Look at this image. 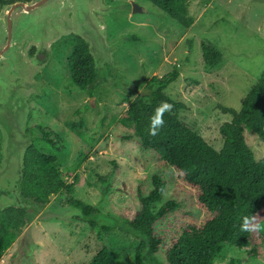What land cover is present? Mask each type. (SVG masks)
I'll return each mask as SVG.
<instances>
[{"label": "rangeland", "instance_id": "rangeland-1", "mask_svg": "<svg viewBox=\"0 0 264 264\" xmlns=\"http://www.w3.org/2000/svg\"><path fill=\"white\" fill-rule=\"evenodd\" d=\"M5 1L0 0V10ZM130 1L105 0L117 8L100 16L110 44L129 36L138 38L124 41L114 54V62L124 74L122 82L112 86L104 78L106 82L98 83L94 95L77 91L68 65L72 47L53 45L51 59L36 75L43 94L29 97L26 126L34 136L33 143L58 157L64 180L74 182L71 196L96 206L101 224L113 228L98 237L88 223L75 218L77 209L62 206V195H54L46 206L35 205L38 212L34 211L29 224L0 257V264H88L104 246L120 264H135L141 239L124 230L122 222L138 211L137 189L151 190L154 175L166 181L162 199L154 208L169 200L180 204L157 225L168 246L186 226H200L210 217L181 173L156 152L145 150L133 130L123 127L118 119L133 100L147 92L146 82L177 67L180 75L166 94L187 105L178 111L179 119L220 150L224 143L220 127L232 118L220 107L239 110L264 70V0H192L195 22L190 28L148 0H135L142 12H133ZM203 41L223 53L218 66L205 67ZM78 109L84 110L85 125L74 131L68 122L79 118ZM39 127L58 132L59 151L42 139L34 141L40 135ZM245 138L255 158L263 159L264 140L250 130L245 131ZM166 251L163 248L157 254L161 264H168ZM232 262L264 264V258L226 246L216 263Z\"/></svg>", "mask_w": 264, "mask_h": 264}, {"label": "trees", "instance_id": "trees-1", "mask_svg": "<svg viewBox=\"0 0 264 264\" xmlns=\"http://www.w3.org/2000/svg\"><path fill=\"white\" fill-rule=\"evenodd\" d=\"M148 1L182 26H193L195 17L190 10L192 0ZM124 41H138V38L129 36ZM62 43L72 47L68 58L72 85L77 91L94 95L98 83L106 81L95 69L89 45L75 34L63 37L54 46ZM201 47L206 68L216 67L223 61V53L211 43L203 41ZM34 51L35 48H32L31 53ZM179 75L180 70L175 67L162 77L153 76L146 82L147 92L133 100L118 121L123 127L133 130L145 150L156 152L181 173L183 182L195 189L198 203L210 217L200 226H186L180 237L168 246L165 235L157 229V225L178 209L180 204L169 200L158 209L154 208L161 201L166 188V181L154 175L151 190L145 191L141 187L137 189L138 211L122 222L124 230L141 239L135 251V264H161L157 254L163 248L167 250L168 264H217L216 260L226 246L254 258H264V158H255L245 138V131L250 130L264 140V70L257 84L245 96L239 110L220 107L223 113L232 116L230 121L220 127L224 140L220 150L213 148L179 119L178 111L186 109L187 105L173 100L165 92ZM162 102L170 103L172 107L164 112V124L153 136L148 131L150 120ZM76 112L79 118L68 122L74 131L85 125L84 110L78 109ZM39 134L34 141L42 139L53 150H60L61 136L55 129L39 127ZM1 141L0 132V161ZM57 162L55 154L44 152L36 143L28 148L23 170L22 199L44 207L52 196L62 195L61 205L77 209L79 213L75 218L88 223L98 237H101L102 231H110L113 225L101 224V212L96 206L87 205L81 199L71 196L74 182L67 183L64 180ZM100 179L104 181V178ZM32 214L33 210L15 205L0 211V257L29 224ZM244 217H250V223L259 227L251 231L242 230ZM88 264L120 262L104 246Z\"/></svg>", "mask_w": 264, "mask_h": 264}, {"label": "water", "instance_id": "water-1", "mask_svg": "<svg viewBox=\"0 0 264 264\" xmlns=\"http://www.w3.org/2000/svg\"><path fill=\"white\" fill-rule=\"evenodd\" d=\"M133 12L142 7L131 0ZM105 0H18L4 3L0 10V211L17 205L38 212L35 205L21 197L25 155L33 144L27 131L29 97L42 95L36 75L47 66L53 45L75 34L89 45L95 69L112 86L124 74L114 62L123 44H110L101 15L116 10ZM98 13L100 15H98ZM32 48H35L33 54Z\"/></svg>", "mask_w": 264, "mask_h": 264}, {"label": "clouds", "instance_id": "clouds-1", "mask_svg": "<svg viewBox=\"0 0 264 264\" xmlns=\"http://www.w3.org/2000/svg\"><path fill=\"white\" fill-rule=\"evenodd\" d=\"M172 105L167 102H162L161 105H159L156 110L155 114L151 117L150 125H149V134L150 135H156L157 131L161 126L164 124L163 114L165 111H169L171 109ZM251 218L250 217H244L243 222L241 224V229L244 231H251L254 228H258L259 225L251 224L250 223Z\"/></svg>", "mask_w": 264, "mask_h": 264}, {"label": "flooded vegetation", "instance_id": "flooded-vegetation-1", "mask_svg": "<svg viewBox=\"0 0 264 264\" xmlns=\"http://www.w3.org/2000/svg\"><path fill=\"white\" fill-rule=\"evenodd\" d=\"M132 7V6H131Z\"/></svg>", "mask_w": 264, "mask_h": 264}]
</instances>
